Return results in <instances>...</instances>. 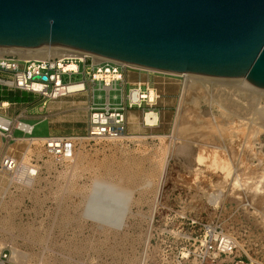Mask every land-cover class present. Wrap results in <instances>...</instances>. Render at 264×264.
<instances>
[{"label":"rangeland","instance_id":"obj_1","mask_svg":"<svg viewBox=\"0 0 264 264\" xmlns=\"http://www.w3.org/2000/svg\"><path fill=\"white\" fill-rule=\"evenodd\" d=\"M177 77L167 79L184 83L183 75ZM82 79L83 70L64 76L66 82ZM239 85L227 92L194 89L187 97L184 130L175 124L183 84L167 88L175 94L162 96L151 109L160 110L156 126L145 124L143 108L135 109L131 131L118 139H83L69 159L47 155L42 142L30 146L0 138V159L14 150L40 167L28 185L0 171V244L13 256L7 264H180L184 237L195 230L191 217L233 235L236 254L264 262V113L257 110L259 92ZM121 93L111 91L113 103ZM106 94L98 83L96 101L102 103ZM228 95L241 96L242 103H233ZM60 99L72 101L74 96ZM66 108L68 115L76 111ZM240 119L245 124L232 128L230 123ZM28 120L36 122L33 136L50 133L48 120ZM96 177L112 179L131 192L126 224L117 233L79 214ZM216 193L221 198L215 203ZM11 247L21 255L15 257ZM189 263H196L194 255Z\"/></svg>","mask_w":264,"mask_h":264},{"label":"water","instance_id":"obj_2","mask_svg":"<svg viewBox=\"0 0 264 264\" xmlns=\"http://www.w3.org/2000/svg\"><path fill=\"white\" fill-rule=\"evenodd\" d=\"M39 46L264 89V0H0V47Z\"/></svg>","mask_w":264,"mask_h":264},{"label":"built area","instance_id":"obj_3","mask_svg":"<svg viewBox=\"0 0 264 264\" xmlns=\"http://www.w3.org/2000/svg\"><path fill=\"white\" fill-rule=\"evenodd\" d=\"M70 61H74L77 67L69 69L63 66V63ZM129 69L144 70L109 60L96 61L93 55H87L84 58L64 57L53 60L34 58L26 60L9 54L0 56V86L3 88L24 90L54 99L84 92L87 89V81L92 83L93 90V103L86 133L45 137L33 136L34 125L21 119L0 115V136L4 138V142L9 144L11 142L22 143L27 141L32 146L42 142L46 154L59 160L71 158L74 155L77 143L83 139H118L123 137L128 130L127 111L135 108V106L144 108V103L150 107L148 110H151L161 96L156 90L155 99L150 101L147 96L150 89L148 83L138 82L126 89L125 73ZM82 70V80L75 82L64 80L65 75H69L71 78V75L81 73ZM146 71L165 74L170 78L181 76L153 70ZM111 74L113 76L109 77L108 75ZM77 83H82L83 86L71 90L70 85ZM98 83L99 89H104L107 92L106 100L102 103L94 100ZM36 84H39L40 87H36ZM144 85L145 89L143 88ZM232 86L234 89L237 84ZM225 87L221 82L216 81L209 83L208 89L210 91H222ZM118 89L122 92L121 100L113 103L111 91ZM257 95H259L257 110L264 113V92L257 93ZM118 96V93H115L114 97L116 99ZM99 97L103 98V95ZM146 111L144 110V114ZM158 122L150 124L145 119V124L148 126H156ZM16 129L21 130L24 134L16 135ZM29 158L30 164L22 162L24 161L23 157L20 158L14 150H9L0 159V171L10 174L11 180L14 182L21 184H26L30 180L34 182L40 167L37 162H34L35 159H31L30 156ZM189 220L195 230L192 234L184 237L186 252L181 257L182 263L180 264H188L192 255L195 257V264H264L263 261L236 254L238 250L236 238L224 232L218 226L203 223L194 217L189 218ZM229 257L230 259H228ZM10 259H12L10 249L8 247L2 248L0 263H10Z\"/></svg>","mask_w":264,"mask_h":264},{"label":"bare ground","instance_id":"obj_4","mask_svg":"<svg viewBox=\"0 0 264 264\" xmlns=\"http://www.w3.org/2000/svg\"><path fill=\"white\" fill-rule=\"evenodd\" d=\"M11 53L17 54V55H19V57H21L22 59H26V60H29L32 58L43 59V60H47V59L53 60L55 58L62 59L64 57H82V58H84L87 55H91L87 52H82L79 50H75V49L67 48V47H62V46L0 47V56H5V55L11 54ZM93 56H94V59L96 61L103 60V58L100 56H97V55H93ZM63 66L66 68H69V69H73V68L77 67V64L74 61H70V62L63 63ZM181 75H183L185 77V80L183 83L181 100H180L177 118H176L177 120L175 122V124L177 126H180L181 128L183 127V126H181V122L184 118L183 114H184V111L186 110V107H187V99H188L187 97H189L191 95V93L193 92L194 89H197V88L199 89L200 87L208 89L209 83L218 81V82H221L224 85V87L229 86V87H225L222 90L223 92H224V90L227 92L228 89L235 91V89H237L238 87H241L239 84H241L242 87H244V88H249V89H252L256 92L258 91L259 93L264 92V89L253 85L251 82H249L245 78L208 77V76L196 75V74H191V73H181ZM108 76L112 77L113 75L111 74ZM237 83H239L238 84L239 86L237 85V86H235L236 88L233 89V86L231 87V85H235ZM82 86H83L82 83L71 84L70 89L73 90L76 87H82ZM36 87H40V85L36 84ZM238 91H239V89H238ZM229 92H231V91H229ZM156 94L157 93H156L155 88L150 86V89L147 93V96L150 98V101L154 100V97L156 96ZM252 96H254V95H252ZM228 98L233 100L234 101L233 103H238V104L242 103V101L240 100L242 98L241 96L234 97L232 95H228ZM226 117L227 116H224L225 119H226ZM145 119H146L147 123L156 124V122L159 120V114H158V112H156V110H148L145 113ZM186 120H187V117H186ZM222 120L223 119L221 118V121ZM184 121H185V119H184ZM242 121H243V119H240L239 121L237 120L235 122H231L230 124L232 125V128L238 129V128H241L245 124V123L243 124ZM182 129L184 130V128H182ZM26 156H27V153H26ZM23 162H25V161H23ZM25 163H29V162H25ZM93 179L94 180H93L92 184L89 186V189L87 190L88 192L85 193V195L83 197V200H82V203L80 206L79 214L81 215V217L86 218V220L87 219L91 220L95 225L99 226L100 228L109 229L110 231L117 233L126 224V218L128 216V212L130 210L131 192L129 189L125 188L124 186L120 185L118 182H116L112 179L105 178V177H96ZM30 182H31V180H30ZM32 182H33V180H32ZM27 183H29V182H27ZM26 185H28V184H26ZM220 192L221 191H219L218 193H220ZM219 196H220V194H217V193L213 194L212 195L213 202H215V201L218 202V200H220ZM220 198H221V196H220ZM2 246L3 245L0 244V250H1ZM12 251L14 252V256L18 257V253L20 250L17 251V248L13 247Z\"/></svg>","mask_w":264,"mask_h":264},{"label":"crops","instance_id":"obj_5","mask_svg":"<svg viewBox=\"0 0 264 264\" xmlns=\"http://www.w3.org/2000/svg\"><path fill=\"white\" fill-rule=\"evenodd\" d=\"M167 78H169L167 75L157 74L146 70L129 69L125 73V85L127 89L128 86L132 87L138 82L148 83L150 86H153L155 90H157V92L161 95L159 98L166 96L167 94H169V96H173L175 94L174 88H172L173 90L171 89L169 92H167V88L177 87L179 84L182 88L183 80L180 79L181 81H177L178 77H176L175 79L177 80L169 81ZM86 87L87 89L84 92L70 95L74 96V99L70 101L60 99L63 97L54 99L43 97L42 95L33 92L24 90H9L0 86V115L8 118L21 119L34 125V128L36 122H30L28 120L29 118L48 120L51 127L50 133L40 137L49 135H70L74 133L83 134L86 133L88 129L91 105L93 103L92 83L87 81ZM25 94L29 95L27 99L17 100V96H22ZM94 100L96 101L95 97ZM36 105H40L39 110L36 113H32L31 109ZM70 105L73 106V109L76 111H74V114L68 115V113H65V111L68 110L66 107ZM135 109L140 108H131L127 111L129 121L127 131H131L133 125L136 124L135 120L138 116L133 113ZM143 110H145V107ZM156 111L160 113V110ZM16 131L21 130L16 129L15 133ZM0 138L2 141H4L2 136H0Z\"/></svg>","mask_w":264,"mask_h":264},{"label":"trees","instance_id":"obj_6","mask_svg":"<svg viewBox=\"0 0 264 264\" xmlns=\"http://www.w3.org/2000/svg\"><path fill=\"white\" fill-rule=\"evenodd\" d=\"M17 100H25L26 99V96L25 95H22V96H17Z\"/></svg>","mask_w":264,"mask_h":264}]
</instances>
